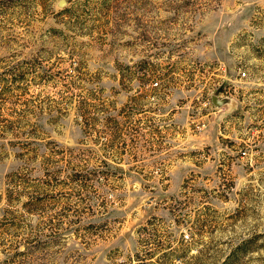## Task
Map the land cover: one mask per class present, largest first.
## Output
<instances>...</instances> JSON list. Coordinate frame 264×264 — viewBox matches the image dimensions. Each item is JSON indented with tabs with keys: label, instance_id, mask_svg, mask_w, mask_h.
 Returning a JSON list of instances; mask_svg holds the SVG:
<instances>
[{
	"label": "rangeland",
	"instance_id": "1",
	"mask_svg": "<svg viewBox=\"0 0 264 264\" xmlns=\"http://www.w3.org/2000/svg\"><path fill=\"white\" fill-rule=\"evenodd\" d=\"M0 264H264V0H0Z\"/></svg>",
	"mask_w": 264,
	"mask_h": 264
},
{
	"label": "water",
	"instance_id": "2",
	"mask_svg": "<svg viewBox=\"0 0 264 264\" xmlns=\"http://www.w3.org/2000/svg\"><path fill=\"white\" fill-rule=\"evenodd\" d=\"M64 0H61V2H63ZM214 100L217 101L218 99L216 98V96H214Z\"/></svg>",
	"mask_w": 264,
	"mask_h": 264
},
{
	"label": "built area",
	"instance_id": "3",
	"mask_svg": "<svg viewBox=\"0 0 264 264\" xmlns=\"http://www.w3.org/2000/svg\"><path fill=\"white\" fill-rule=\"evenodd\" d=\"M155 83H158V82H155ZM189 236V234H186V237H188Z\"/></svg>",
	"mask_w": 264,
	"mask_h": 264
}]
</instances>
